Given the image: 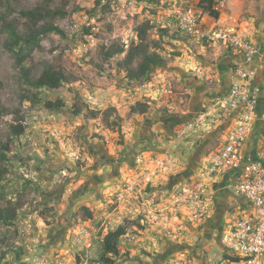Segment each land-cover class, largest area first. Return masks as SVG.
<instances>
[{"label": "rangeland", "instance_id": "374dc122", "mask_svg": "<svg viewBox=\"0 0 264 264\" xmlns=\"http://www.w3.org/2000/svg\"><path fill=\"white\" fill-rule=\"evenodd\" d=\"M2 1L0 15L10 7L7 18H14L21 32L29 22L21 15L24 10L43 7L64 14L48 21L59 25L65 35H43V49L33 51L32 63L40 70L45 62L59 58L72 80L59 89L41 88L42 101L35 106L22 103L24 91L33 90L21 84L15 58L6 46L9 35L0 30V148L10 138L17 112L26 124L25 132L14 138V150L6 158L0 157V169L8 168L0 180V208L23 203L16 221L1 224L0 264H38L42 254L51 264L57 260L103 264L95 261L100 260L101 239L120 224L127 226V233L113 264H171L176 259H184L183 264H209L223 258L227 250L220 238L234 212L228 213L221 232L213 231L203 221L185 218L186 211L175 201V194L204 154L222 145L226 135L219 134L217 124L196 140L189 154L177 155L170 150V131L160 122L166 110L157 102L147 103L152 100L147 94L155 91L148 90L156 84L178 88L190 84L193 92L199 83L209 92L217 86L220 58L212 56L214 47L170 25V9L186 3ZM144 20L156 25L150 34L159 42L156 51L167 65L155 67L149 79L139 81L119 67L118 60L125 54L105 59L101 49L114 41L128 48L137 41L136 26ZM159 28L169 32L161 36ZM58 99L65 107H45L44 101ZM140 103L149 105L146 113L132 111ZM75 105L82 108L81 114L74 113ZM89 110H95L96 117ZM164 152L176 161L157 172L146 188L142 184L130 190L137 175L145 167H153L148 160ZM140 157L145 160L138 161ZM89 211L91 218L87 217Z\"/></svg>", "mask_w": 264, "mask_h": 264}, {"label": "built area", "instance_id": "2783aa9c", "mask_svg": "<svg viewBox=\"0 0 264 264\" xmlns=\"http://www.w3.org/2000/svg\"><path fill=\"white\" fill-rule=\"evenodd\" d=\"M213 9L219 13L217 18L197 10L194 3L176 4L170 9L169 17L171 26L195 41L220 43L239 49L243 54V62L236 64L234 68L236 79L229 92L225 95L206 96L202 108L192 117L182 120L176 128L175 135L178 138L191 132L202 135L211 131L215 125L228 121L229 113L233 108H238L223 144L207 151L195 172L177 187L175 201L186 211L185 218L198 222L204 221L211 214L207 196L215 174L220 170L236 167L243 161V148L257 118L260 102L259 90L252 87L257 70L249 65L257 58L264 64V45L256 44L240 24L231 20V16H228V20L221 21L220 15L227 9V1L216 0ZM151 90L155 91L147 94L152 99L147 103L153 105L157 102L158 107H164L170 113H183L182 116L190 113L189 108H184L193 94L190 84L179 88L156 84L148 91ZM260 118L264 120V103ZM144 160V157H140L138 161ZM175 161L166 152L155 155L148 160V164H151L149 166L153 167H145L137 175L138 178L131 182L129 189L133 190L142 184L146 188L157 172L168 168ZM232 189L236 195L250 202L251 210L238 216L223 230L220 241L227 252L219 261H211L209 264H264V142L259 159L243 166ZM27 247L33 249L29 245ZM37 259L38 264H51V259L44 254ZM184 261L176 259L171 264H183ZM56 264L66 263L57 260Z\"/></svg>", "mask_w": 264, "mask_h": 264}, {"label": "trees", "instance_id": "16d2710c", "mask_svg": "<svg viewBox=\"0 0 264 264\" xmlns=\"http://www.w3.org/2000/svg\"><path fill=\"white\" fill-rule=\"evenodd\" d=\"M143 1V0H140ZM151 3L158 2L159 0H144ZM216 0H199L196 4V9L202 13H208L214 17H218L219 13L213 9V5ZM3 5V1L0 0V9ZM12 11L10 7H7L6 11L0 15V30L8 33L6 40V46L12 52L16 66L19 69L21 84L30 87L33 91L25 90L21 95V102H30V105L35 106L42 100L39 99L41 88L59 89L63 84L70 83L72 78L64 69L62 62L59 58L53 59V62L47 61L40 70H36L33 65L32 54L36 49H43L40 42V38L51 32H56L65 35L64 30L57 24L48 21V18H54L58 15H64L58 10L49 8L37 7L31 10H24L21 12L22 16H25L29 20L27 24V30L21 32L19 30V24L13 19H9L8 14ZM156 28L150 20H144L136 26L137 41L132 42L128 48H126L123 42L114 41L109 45L102 46V54L105 59H112L119 54H125L124 58L118 60L120 68L127 71V75L134 80H147L150 78V74L157 66H166V59L156 51L159 47V42L151 37V31ZM168 28H159V34L161 36L167 35ZM28 61V63H27ZM136 62V66L133 64ZM44 105L48 109H61L65 107V102L61 99L58 100H46ZM203 105V103H202ZM147 103H140L139 107L134 106L133 112L146 113L148 110ZM202 106L200 107V109ZM167 115H177L176 113H168ZM198 109L197 111H199ZM90 111V112H89ZM88 113H92L93 117H96L97 112L95 110H89ZM75 114H81L82 108L75 105ZM15 122L10 125V138L8 141L1 145L0 157L6 158L7 152L14 150L15 141L14 138L20 137L26 129V124L23 115H19V112L15 114ZM88 116V115H87ZM86 116V117H87ZM193 115L183 116L182 120L188 119ZM181 123V122H180ZM179 123H177L178 125ZM176 125V124H175ZM8 168L0 169V180L3 178L5 171ZM22 202H16L15 206L7 204V208H0V229L1 224L6 222L13 223L18 219V210L22 207ZM46 212V211H45ZM42 214L45 216L46 213ZM87 217L91 218L92 213L87 212ZM127 233V226L124 224L118 225L115 229L108 230L101 239V254L99 261L103 264H113V257L120 255L119 244L121 238ZM227 256V254H225Z\"/></svg>", "mask_w": 264, "mask_h": 264}, {"label": "crops", "instance_id": "0c3cea01", "mask_svg": "<svg viewBox=\"0 0 264 264\" xmlns=\"http://www.w3.org/2000/svg\"><path fill=\"white\" fill-rule=\"evenodd\" d=\"M181 1L186 4H197L199 2V0ZM226 1L227 9L220 15L221 21L224 22L228 20V16H231V20L240 24V26L247 31L249 37L256 44L264 45V0ZM209 46L214 47L212 56L218 59L220 58V62L217 66V86L211 93L207 90V87L203 83L196 84L195 88L197 89L190 96V100L187 103L190 108L189 115H194L197 110L200 109L204 101V97L206 98V96L210 95L219 96L227 94L232 83L236 79L234 75V68L236 64L243 62V54L239 49L232 48L230 46L226 47L220 43H211ZM249 66L254 67L257 70V77L253 81L252 87L259 90L260 102L258 115L250 135L245 142L243 148L244 158L242 163L233 168L220 170L215 174L207 196V203L211 208V214L203 221L205 223L203 225H208L207 228L209 229H213L215 225H217L218 228H224V221L228 220V213L231 211L234 212V215L230 217V222L235 220L238 216L244 215L251 210L250 202L246 198L236 195L232 189V184L235 178L241 173L243 166L246 163L259 159V152L264 142V120L260 118V112L264 103V64L259 58H257L253 64ZM237 111V107L233 108V110L229 113L228 121L219 125V134H227L230 127L233 125L234 116ZM180 116L183 118L182 115ZM165 118L173 120L175 117L174 115H160V119L164 120ZM176 126L173 130L171 129L169 133L171 137L169 142L170 145H172L170 150L172 152L176 151L175 154L185 157L190 153L189 151L192 145L201 136V134L191 132L184 137L178 138L175 135ZM155 149L164 150L163 148H159L157 146ZM210 240L208 244L210 243Z\"/></svg>", "mask_w": 264, "mask_h": 264}, {"label": "flooded vegetation", "instance_id": "af4514ba", "mask_svg": "<svg viewBox=\"0 0 264 264\" xmlns=\"http://www.w3.org/2000/svg\"><path fill=\"white\" fill-rule=\"evenodd\" d=\"M160 122H162L163 124H165V126H166V128H167V130H173V128L177 125H175V122H176V120H175V118H173V120L172 119H167V118H165L164 120H162L161 119V121ZM174 125V126H173ZM213 231H220V228H218L217 227V225H215L214 227H213V229H212ZM221 232V231H220ZM176 248H179L178 246H176Z\"/></svg>", "mask_w": 264, "mask_h": 264}, {"label": "water", "instance_id": "95a60500", "mask_svg": "<svg viewBox=\"0 0 264 264\" xmlns=\"http://www.w3.org/2000/svg\"><path fill=\"white\" fill-rule=\"evenodd\" d=\"M174 117H175V120H176L175 124L180 123V122L182 121V118H181L180 115H174ZM199 156H200V158L202 157L201 154H200ZM191 174H192V173H191ZM182 178H183V177H182Z\"/></svg>", "mask_w": 264, "mask_h": 264}]
</instances>
